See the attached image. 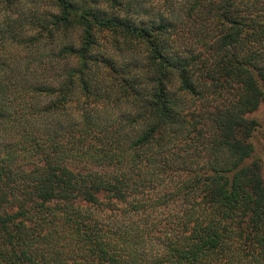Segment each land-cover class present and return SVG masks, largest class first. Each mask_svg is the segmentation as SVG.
<instances>
[{
  "label": "trees",
  "instance_id": "trees-1",
  "mask_svg": "<svg viewBox=\"0 0 264 264\" xmlns=\"http://www.w3.org/2000/svg\"><path fill=\"white\" fill-rule=\"evenodd\" d=\"M15 1L0 0V264H264L248 116L264 99L263 14L209 0L216 32L200 39L143 19L139 0H39L46 16ZM156 208L167 220L147 227Z\"/></svg>",
  "mask_w": 264,
  "mask_h": 264
},
{
  "label": "rangeland",
  "instance_id": "rangeland-1",
  "mask_svg": "<svg viewBox=\"0 0 264 264\" xmlns=\"http://www.w3.org/2000/svg\"><path fill=\"white\" fill-rule=\"evenodd\" d=\"M32 0H16L15 3L17 4L14 6L17 7L15 10L20 9V6H22V10L28 14L30 10H32L33 7H37L38 13L40 15H45L51 12H54L55 9L46 1H39L38 2H31ZM201 1L204 3L206 0H139V1H132L135 6H139V3H141L142 7L144 9H147L149 12L147 14H142L143 19H146L149 15L154 16L158 13L164 14V17L171 22L175 23H187L189 27H193L194 33L196 32L201 39L202 37L206 36L208 39H210V36L213 35V31L216 32L215 29V23L217 21L216 17V8L215 3H210L208 0V3L202 4V6L193 8L192 11H190L191 5L198 2L199 5L201 4ZM241 4H238L240 7L239 11L243 13L244 5H249L251 11L253 13H262L264 16V0H240ZM247 3V4H246ZM252 6V7H251ZM262 6L263 8H260ZM104 8L105 5H103ZM107 9V8H106ZM245 9V8H244ZM261 9V10H258ZM3 3L0 4V24L2 22V13H3ZM191 12V21L186 20L184 16H186L187 12ZM2 12V13H1ZM262 16V18H263ZM186 29V28H185ZM28 33L32 36L35 34V31H32L28 28ZM77 38V33H71L66 35V43H70L73 40ZM99 44L101 46V49L103 51L110 49L109 51L112 52V46H111V37L107 35V32H102L99 35ZM212 38V37H211ZM65 40L64 37L60 36L56 39L54 43L47 46H41L39 53H41L43 57V67H45V64L48 59V53L50 50H53L57 48L56 45L60 44ZM22 53V52H21ZM23 54V53H22ZM36 54V55H37ZM120 59V58H119ZM36 65V64H33ZM67 65V63H66ZM39 71H42V68L38 69ZM61 70H58V72ZM250 118L255 119L258 122V125L256 126L255 130L253 131L250 141L253 145V157L258 159L262 165V178L264 180V99L258 106V108L250 113L248 115ZM120 204H118L119 206ZM165 210L164 208H156L151 212V216L146 221L147 227L151 224L152 220H155L159 222L158 224L161 226L167 218L165 217ZM161 229V228H159ZM149 231L144 232L146 237L153 236L152 243L154 245V249L159 247L158 245L161 244V240L159 238V235H163L162 230L159 231H150L148 228L146 229Z\"/></svg>",
  "mask_w": 264,
  "mask_h": 264
}]
</instances>
